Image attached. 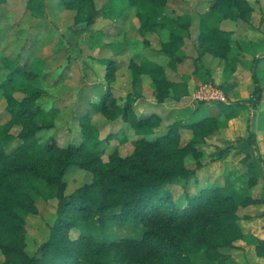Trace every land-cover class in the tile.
Here are the masks:
<instances>
[{
	"label": "trees",
	"instance_id": "1",
	"mask_svg": "<svg viewBox=\"0 0 264 264\" xmlns=\"http://www.w3.org/2000/svg\"><path fill=\"white\" fill-rule=\"evenodd\" d=\"M6 1L0 0V4ZM113 1L120 2L121 14L127 5L133 8L142 34L156 32L161 36L159 53L167 62L162 64L141 52L133 53L129 68L134 90L118 98L111 88L118 61L103 60L107 89L99 99L80 104L87 112L80 118L79 143L63 147L54 136L45 138L41 134L55 128L60 111L43 101L46 91L42 78L48 75L45 58L26 55L34 50L28 39L16 54L0 47V98L6 100L11 115L7 123L0 122V247L6 256L5 264H121L119 248L135 252L144 264H226L231 254L224 249L235 248L234 242L243 235L240 221L251 217H242L240 208L264 204V197L242 194L232 178L223 184L199 186L197 169L202 166L198 163L191 168L188 156L198 157L196 144L220 127L221 117L233 116L235 106L216 100L209 107L206 100H199L185 119L168 124L167 132L152 137L162 116L156 112L138 116L135 102L143 95L140 87L144 74L151 78L159 103L184 98L187 83L169 78L167 66L177 70L179 63L190 60L197 75L204 74L207 81L212 80L211 70L202 62L206 50L225 60V71L238 69L239 63L250 69L259 101L262 94L258 66L264 55L252 59L241 53L234 56L233 32L217 23L225 16L250 22L253 6L248 0H211V6L198 14L199 55L189 57L184 46L186 36L192 35V14L171 15L167 11L169 0ZM56 4L75 11L72 28L89 25L100 13L97 0H58ZM47 6L46 0H27L26 4L37 18L46 15ZM16 92L25 95L19 99ZM92 112L110 121L121 119L140 136L134 140L130 155L115 151L108 160L103 159L106 143L99 137ZM15 124L22 126L21 142L9 152ZM182 127L193 131L186 145L180 141ZM72 167L90 171L92 180L67 193L65 176ZM193 180L196 186L191 190ZM255 182L256 178H251L250 183ZM42 185L58 199L57 218L48 239L30 255L26 250L27 219L37 213L33 195ZM169 185L179 186L182 195L169 193ZM73 229L80 231L77 240L66 235ZM257 254L264 257V243L257 248Z\"/></svg>",
	"mask_w": 264,
	"mask_h": 264
},
{
	"label": "rangeland",
	"instance_id": "2",
	"mask_svg": "<svg viewBox=\"0 0 264 264\" xmlns=\"http://www.w3.org/2000/svg\"><path fill=\"white\" fill-rule=\"evenodd\" d=\"M248 1L253 6L250 22L235 21L225 16L217 23L223 29L233 32L232 54L235 56L241 53L252 59L264 55V0ZM46 2V15L39 18L27 10V0H7L0 4V47L7 53L16 54L22 50L28 39L34 50L26 55L45 58L48 75L42 78V87L46 91L43 101L47 102L48 107L59 108L60 111L55 119V128L41 134L45 138L54 136L59 146L67 147L71 143L80 142V118L87 112L80 104L99 99L107 89L106 65L103 60L114 58L118 61L119 68L111 88L115 96L121 98L134 90L129 68L133 53L141 52L146 58L162 64H166L167 58L159 53L161 36L156 32L142 34L139 30L141 22L133 8L128 5L124 8L123 15L120 13V2L97 0L99 15L89 25L77 29L71 27L74 10L56 4L58 0ZM211 4V0H169L167 11L171 15L189 13L195 17L192 35L186 36L184 46V52L189 57L199 55L198 14L206 11ZM202 62L211 70L210 81H207L206 75H197L194 72L195 65L190 60L179 63L177 70L167 66L169 78L174 81L184 79L188 85V93L180 101L168 98L159 103L156 91L151 85V78L144 74L140 87L143 95L135 102L136 114L140 116L156 112L162 116L161 125L158 126L156 134L152 135L156 137L167 132L168 124L185 119L199 100H206L209 107L215 105L216 100L233 104L235 114L227 118L221 117L220 127L196 144V150L200 153L198 157L190 154L188 165L191 168H195L198 163L202 166L197 169L199 186L207 183L223 184L227 178H232L235 188L242 194L263 198L264 59L258 66L262 94L259 101V91H256L250 69L239 63L238 69L225 71V60L207 50L202 55ZM15 95L21 99L25 94L16 92ZM10 118L6 100L0 98V122L7 123ZM91 119L97 126L100 139L106 143L102 153L104 160H108L115 151L122 156L133 152L134 140L140 136L134 133L129 124L121 119L110 121L98 112H92ZM21 129L19 124L12 126L11 131L15 138L8 148L9 152L20 144ZM179 133L181 145H186L193 136V131L187 127H182ZM110 134L113 135L107 140ZM117 134L123 136V139ZM251 178H256L253 185L250 183ZM65 179L68 182L67 193H71L85 182H90L92 173L72 167ZM191 185V190H194L195 180ZM167 189L169 193L182 195L183 190L179 186L169 185ZM33 197L37 213L28 216L26 231V250L30 255L48 239L57 218L58 203L55 193L44 185ZM239 214L242 217L245 214L251 217L242 218L240 221L243 235L234 242L235 248L224 249L231 254L226 264H233L234 259L241 263L248 254H257L254 247L258 244L259 235H264L263 203L242 207ZM66 235L70 240H77L80 231L69 230ZM90 246L95 247L93 244ZM118 250L121 264H144L135 252L125 248ZM258 256L263 258L264 264V257ZM5 263L6 256L0 247V264Z\"/></svg>",
	"mask_w": 264,
	"mask_h": 264
},
{
	"label": "crops",
	"instance_id": "3",
	"mask_svg": "<svg viewBox=\"0 0 264 264\" xmlns=\"http://www.w3.org/2000/svg\"><path fill=\"white\" fill-rule=\"evenodd\" d=\"M264 243V235H259V241H258V244L254 247V250L255 252L257 251V248L260 247V245H262ZM240 255V254H238ZM244 256V255H243ZM237 262V260H236ZM235 262V259H234V262L233 264H263V258L262 257H259L256 253L252 252L251 255L248 254L247 258L244 259L243 262Z\"/></svg>",
	"mask_w": 264,
	"mask_h": 264
}]
</instances>
